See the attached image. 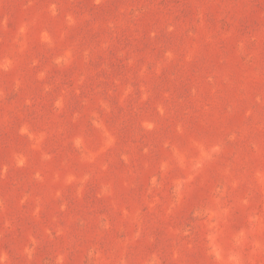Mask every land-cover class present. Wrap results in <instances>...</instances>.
<instances>
[{
  "label": "rangeland",
  "instance_id": "374dc122",
  "mask_svg": "<svg viewBox=\"0 0 264 264\" xmlns=\"http://www.w3.org/2000/svg\"><path fill=\"white\" fill-rule=\"evenodd\" d=\"M0 264H264V0H0Z\"/></svg>",
  "mask_w": 264,
  "mask_h": 264
}]
</instances>
